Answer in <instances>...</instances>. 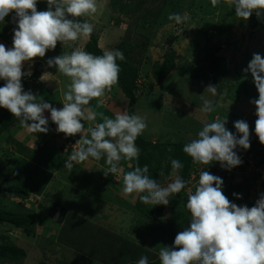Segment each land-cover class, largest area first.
I'll return each instance as SVG.
<instances>
[{
    "label": "rangeland",
    "instance_id": "rangeland-1",
    "mask_svg": "<svg viewBox=\"0 0 264 264\" xmlns=\"http://www.w3.org/2000/svg\"><path fill=\"white\" fill-rule=\"evenodd\" d=\"M106 2V0H98L100 7L97 13L81 17L94 25V32L98 38L101 37L99 26L109 21L106 17ZM222 2L214 7L211 0H178L177 4L176 0H171L170 8H168L171 12L170 15L183 16V22L177 23L174 19L166 20L158 28V35L151 45L150 57H147L148 50L142 58L134 57L133 62L138 64L139 73H141L139 86L145 83L142 88L144 91L138 89L140 91L138 99H140L136 111L137 115L146 118L147 128L141 135L147 137V140L185 144L197 138V133L202 130L205 123L220 119L226 120V128L237 136L239 134L236 133L234 122L237 120L246 121L250 130V144L252 141H259L255 134L256 107L250 102L253 99H258V91L250 73L245 74L243 69L247 67L254 53L264 56L263 18L258 19L255 13L247 20L239 18L235 15L234 7L230 5L229 0ZM4 21L3 23L7 24L9 31L4 34L3 38L0 36V44L11 48L16 24L10 23L6 17ZM250 25H252L251 28ZM112 31L107 27L103 36L108 39H99V43H104V46L110 45L108 50H113L115 47L108 42V40L112 41V37L109 36ZM172 35L176 36L177 40L170 45L166 40ZM83 39L79 38L76 41H68L63 44L58 42L54 50L46 52L45 57L54 58L63 53H70L79 44L83 48L81 44ZM217 42L224 44V46L222 45L224 47L223 54L228 63L229 83L217 89V94L213 96L205 91L206 87L210 85L206 68L209 53L212 50L211 45L217 46ZM169 48H173L177 53L175 72L170 73L167 79L156 87L151 76L153 65L161 61L162 55ZM45 57L40 58L41 60L37 62L38 57L34 58L32 62L37 66L39 61L44 62ZM190 59L193 64L188 70L192 74L197 71L194 76L186 74L187 71L184 73L180 71L184 67V61L189 63ZM29 62H24L25 65L22 68L25 75H28L32 69V64H28ZM200 66L201 68H199ZM37 69L39 70L38 67ZM178 73H180V77L173 85V80ZM30 83L31 79L28 81V84ZM69 84H65L64 93L68 90ZM51 85L54 86V83ZM166 89L168 97L163 93ZM28 90H31L29 86L27 92ZM40 90H43L42 87L37 88L38 93ZM58 91L56 87L49 88L50 97H56ZM141 92L144 94L142 95ZM201 95L205 99L213 101L211 112L203 113L201 111L203 106ZM142 97L146 98L141 99ZM92 102L95 104V101ZM161 105H167V108L163 107V111ZM1 116L2 108H0V118ZM18 127L23 132L24 127L19 121L8 130L9 132L2 134L3 140L6 142L15 140L16 135H20L16 133ZM49 127H52V124ZM59 138L64 144H67L65 135L62 134V137ZM46 140H43L42 143H45ZM47 143L42 145L43 147L39 150H32V152H28L27 147L19 144L16 147L3 146L7 157L10 154L9 161L11 163H15L18 159L28 160L32 167L26 164H22L23 167L19 166L20 164H15L19 166L16 169L28 170L29 173L32 170L33 175L38 176L36 178L38 186L39 183L41 186L30 191L29 197L24 200L0 197V210L18 215L31 213L35 216V221L24 230L13 228L8 224L0 225V243L12 244L24 250L25 253L22 259L17 261L0 260V264H126L138 262L141 258H137L128 247H124L122 241L126 238L138 241L137 244L143 245L145 249L149 250L151 255L149 254L147 257L148 260L152 259V255L159 257L160 247L172 246V240L168 234H162L163 236H156L150 240L148 237L144 240L142 224L145 220L141 219L140 221V213L133 209L139 195L125 196L122 191L123 187L116 190L113 184L102 186L104 182L99 179V172L95 170L96 168L89 167L86 161L85 165L82 162L74 164L71 169L66 168L65 163L69 154H64L65 156L59 158L58 151H47L53 157L57 156V161H54L52 157L50 158L44 153ZM43 148L45 150H41ZM255 149L262 153L264 145H261L260 142L256 143ZM235 151L240 159L249 163L242 170L233 169L232 172L224 173L218 162H212L216 165L212 174L222 178L223 189L228 185L229 178L227 177L234 176V184H243L246 179L251 178L253 171H260L256 172L259 175L262 172L261 178L264 176V164L260 168L254 169V163L251 161V158L255 156L254 152H251L250 149L245 151L239 147ZM3 159L7 161V159ZM99 163L102 166H107L105 159H100ZM125 165L128 168L131 166V162L127 160ZM35 170L38 171L36 172L38 175H35ZM14 173L17 172L11 173L10 171L8 177L16 176ZM18 176L21 177V175H17L16 178ZM111 178L113 177L108 175V179ZM261 178L256 181L258 195L255 201L260 194L264 193L262 184L264 178ZM172 180V178L164 179L161 184L166 186ZM113 190L116 192L114 193ZM115 195L118 196L119 202ZM180 198V193L170 195L169 204L166 205L161 217L165 220L171 217L174 213V210H171L174 200H179L177 210L182 209L184 202ZM155 206L152 204L147 207V214L150 217L156 216ZM62 209L66 211L65 225H60L58 222ZM150 222L149 219L145 225L150 226ZM79 246L83 249L78 248ZM92 246H95L94 250ZM88 250L94 252L91 253ZM122 255L123 257H121Z\"/></svg>",
    "mask_w": 264,
    "mask_h": 264
},
{
    "label": "clouds",
    "instance_id": "clouds-1",
    "mask_svg": "<svg viewBox=\"0 0 264 264\" xmlns=\"http://www.w3.org/2000/svg\"><path fill=\"white\" fill-rule=\"evenodd\" d=\"M229 2L239 18L247 20L253 13L258 19L264 18V0ZM37 3L38 0H0V22L11 13L15 14L16 22L13 46L6 48L0 44V79L5 81L0 87V108L18 118L27 131L44 134L48 132L49 123L44 113L50 112L58 133L66 137L81 136L65 163L66 168H73V162L103 158L107 165L104 175H118L122 172L121 160L139 158L140 149L135 142L147 128L146 118L117 111L114 119L105 118L87 130L82 121L96 119L95 112L88 107L90 101L103 97L118 82L117 60H123L124 54L120 50H105L102 55H93L77 47L49 59L48 67H55L58 73L69 77L71 83L64 93L62 108L57 109L45 101L37 102V96L25 92L22 86V78L32 76L34 65L25 75L23 63L45 57L58 42L90 39L94 25L76 18L93 15L100 7L98 0H47L48 9L38 11ZM219 3L220 0H211L214 7ZM169 19L181 23L184 17L173 14ZM243 72L250 73L258 91V99L250 102L256 107L255 134L264 145V56L254 53ZM51 75L44 73L40 79L45 81V77ZM205 91L215 96L217 86L208 85ZM201 98V111L211 112L213 101L203 95ZM225 125L226 120L220 119L205 123L197 138L183 146V152L194 164L206 166L219 162L221 168L229 171L240 166L242 161L235 149L250 148L249 125L244 120L234 122L239 136ZM171 167L175 178L166 186L149 174L147 165L135 167L123 174V194H137L144 204L168 205L169 196L180 193L189 183L178 175L183 167L180 161L173 159ZM163 175L161 171L159 176ZM186 208L191 214L190 224L177 233L171 247H160V264H264V193L251 208L237 205L224 195L222 178L205 170L199 174L195 191L189 189ZM138 264H148L147 256H142Z\"/></svg>",
    "mask_w": 264,
    "mask_h": 264
},
{
    "label": "trees",
    "instance_id": "trees-1",
    "mask_svg": "<svg viewBox=\"0 0 264 264\" xmlns=\"http://www.w3.org/2000/svg\"><path fill=\"white\" fill-rule=\"evenodd\" d=\"M106 1V17L107 19H109V21L105 24H101L98 29L100 31H104L107 27L113 25L114 29L117 31L118 35L116 39L112 38V40L115 41V43L113 44L115 46L113 47V50L122 51L124 54V59L117 60V63L120 66V73L118 82L115 85L128 99L127 112L129 114H134L136 101L139 97L140 91L142 90V88H144L143 85L145 86V84L141 85L140 88L138 87V82L141 79V73H139L138 64H135L133 62V59L135 56H140L142 58V56H144V53H147L146 50H148L147 57H150L151 45L158 35V28L162 24H164L166 20H169L170 16H172L170 15L171 12L168 9L170 8L169 3L171 2V0ZM222 1L223 0H220L219 4L223 3ZM225 1L227 0H224V2ZM177 3L178 0H176V4ZM47 9V0H38L37 10L46 11ZM14 16L15 14L11 13L6 17V19L10 21V23L16 24V22H14ZM76 19L80 20L81 22L86 21L81 17ZM3 22H0V36H2V38L4 34L9 31V27ZM262 23L264 24V18ZM2 26L5 27L1 28ZM249 27L251 28L252 25H250ZM95 34L96 32L93 31L90 39H87V41L85 42L84 49L93 55H102L103 51L98 46V38ZM176 40L177 37L172 35L167 38L166 42L172 45ZM217 44V46L211 45L212 50L209 53V58L207 60L208 66L206 70L208 74L207 76L209 78V84L217 86V89H220L221 86H223L224 84L227 85L229 83V69L227 60L223 54L224 44H221L219 42H217ZM176 56V51L173 48H169V50L162 55L161 61L153 65L151 76L156 86L162 84L167 79L171 71L175 69ZM187 63V61H184V67H182L180 71L185 68V71L188 72L186 74H191L193 76L196 75L197 71L194 74L189 72L188 69H190L191 66H189ZM38 76V70L34 69L31 77L24 76L22 78V86L25 92H27L28 81L31 79L32 82H35L37 81ZM4 84L5 81L1 79L0 87H3ZM138 89H140V91H138ZM142 91H144V89ZM141 94H143V92H141ZM37 102H39L38 99ZM19 121L20 120L14 117L7 109L2 108V116L0 118V197H5L6 199L10 200L27 199L29 197L30 191L36 190L39 186H41L40 183L38 186L36 179L38 176H34L32 170H30L29 173L28 170L21 171L16 169L19 166L23 167L24 165L22 164L31 166L28 160H17L15 161V163H11L9 161L10 154L7 157V155L5 154L6 151L3 150V144H1V141H3L4 138L2 137V134L4 132H9L8 130ZM135 143L136 146L140 149L139 158L138 160H128L129 162H131V166L128 169H124L126 170V173L134 170V168L137 166L143 167L144 165H147L149 167V174L154 179L158 181H160L161 179L160 182L167 178L174 179L175 177L172 175L171 161L175 159L180 161L183 165L182 169L178 171V175L183 180H187L192 170L193 162L191 157L183 152V146L186 143L173 144L169 142L163 143L159 141L152 142L147 140V138L142 135L137 138ZM256 143H259V141H252L249 148L250 151L254 152L255 154V156L251 158V161H253L254 163V169H258L264 164V152L261 153V151L255 149ZM3 158L7 159V161H5ZM15 164L20 165L17 166ZM248 164L249 163L247 161L242 162L239 166V169L242 170L243 167H246ZM203 166L205 167V170H209V172L212 173L213 170H215L216 165L212 163ZM10 171L11 173L17 172L14 173V175H21V177L18 176L16 178V176H14L12 178H9L8 175H10ZM161 171H163L164 173L162 177L159 176V173ZM36 172L38 171L35 170V175H38ZM233 178L235 177L232 176L229 178V181L227 182L228 185L223 189L224 195L231 202L237 205H247L249 208L254 206L256 203L255 199L258 195V193L256 192V181L259 180L260 175L256 173V171H253V175L251 176V178L246 179L243 184H234ZM112 184L113 186L117 185L115 181ZM262 184L264 185V181ZM121 186H123V184H121ZM234 193L239 195L241 198L237 199L236 196L233 195ZM180 196V199L184 202L183 208L178 211L177 207L179 200H174L171 207V210H174V213L169 219L166 220L161 217L163 211L166 208L165 205H156V216L150 217L147 214V207L148 205L152 206V204H144L138 198L137 202L134 204L133 209L137 210V212L140 213V221L141 219L145 220L142 224V228L144 230V240H146L148 237L150 240L151 238H154L156 236H163L162 234H168L169 238H171L172 240L171 245H173L177 233L189 226L191 214L190 211L186 208L187 198L183 195V191L180 192ZM119 201L120 200L117 198V202ZM65 215L66 211L65 209H62L58 217V222L60 223V225H65V219L67 218ZM149 219L151 221L149 224L150 226L145 225L147 224L146 222ZM34 221L35 216L31 213L26 215H18L0 210V225L8 224L13 228L24 230ZM130 241L133 240H129L126 238L122 242L124 244V247H128L129 250H131V252L137 258H140L142 256L148 257L149 254L151 255L149 250L145 249L143 245L137 244L138 241ZM93 247L95 246H92V249L94 250ZM78 248H81V246H79ZM81 249H83V247ZM88 251H91V253L94 252L92 250ZM24 256V250H22L21 248L16 247L12 244L0 243V260L17 261L24 258ZM121 257H123V255ZM126 264H138V262H128ZM148 264H160L159 257H155L152 255V259L148 260Z\"/></svg>",
    "mask_w": 264,
    "mask_h": 264
},
{
    "label": "crops",
    "instance_id": "crops-1",
    "mask_svg": "<svg viewBox=\"0 0 264 264\" xmlns=\"http://www.w3.org/2000/svg\"><path fill=\"white\" fill-rule=\"evenodd\" d=\"M109 28H110V30H113L112 33H110L109 36H111L112 38L116 39V37L118 35L117 31L114 29L113 25H110ZM101 32H102L101 37L98 38V46H99V48L102 51H105V50L109 49L110 45L104 46V43H99V39H102V40L108 39V38L103 36V33L105 34V30L101 31ZM82 41H83V43H81L83 45L82 49L85 50L84 49V44L87 41V39H83ZM112 41L108 40V42L114 44L115 41H113V42ZM79 45H78V47L81 48ZM49 59H51V57L47 56V57H45V59H43L44 62L39 61V65H37V67L39 68V70L37 69L38 72H39L38 79H37V81H35V82L31 81V83L28 84V86L31 88V90H28V92L30 91L33 95L37 96V99L39 101L49 102V103H51L53 105V107H55L57 109H60V108L63 107L62 103H63V96H64V86H65L66 83L69 84V81L71 79L69 77L61 74V73H58L57 69L55 67L49 68L48 65H47V61ZM177 59L178 58H175V68H176V64H177ZM38 60H41V59L38 57L36 59V62ZM28 64H33V62L30 61ZM187 64L189 66H192V64H193L192 60L189 63H187ZM23 65H25V63H23ZM201 66L199 68H201ZM33 67L35 69V65ZM172 72H175V69ZM181 72L184 73L185 72V68ZM44 73H51L52 75L48 76V77H45V81H42L40 78H41V76ZM179 77H180V73H178L176 75L175 79L173 80L174 81L173 85L178 81ZM51 83H54V86L51 85ZM48 84H50L51 86L48 85ZM28 86H27V88H28ZM38 87H42V89H43V90H40L39 93L37 92V88ZM52 87H56L59 90L57 92V96L56 97H50V95H49V88H52ZM147 89H149V88H147ZM163 93H164L165 96L168 97L167 89ZM144 98H146V97H142L141 99H144ZM49 99H52V100H49ZM139 99H137V101H136L135 113L134 114H137L136 109H137V106H138L137 103H138ZM92 101H95V104H93ZM92 101H90V104H89L88 107H91L93 109V111L96 114V119L94 121H91V122H89V121H84L83 122L82 121V123H84V127H85L86 130L94 127L95 124H97V123H102L105 118L114 119L115 118V114H116L117 111H127L128 99L119 90V88L115 87L114 85L111 87V90L106 91V93H105V95L103 97L95 98ZM161 106H162L161 108H163V107L167 108V105H165V106L161 105ZM164 108H163V111H164ZM44 115H45L46 118H48V121H49V123H48V132L46 134H44V133L36 134L34 132L27 131L25 128H23V132H22L21 129L18 127L16 133L20 134V135H16L15 140L12 139L13 141H11V142L10 141L6 142L5 140H3V141H1V144H3V146L4 145L5 146L12 145V146H15V147L17 146V144H19V145H21L23 147H27L28 151L32 152V150H39L41 147H43L42 145H44V144L46 145V143L48 142L47 146L44 147V148H46V150L44 148L41 149V150H45L44 151V153H46L45 155L46 156L49 155V157L50 158L52 157V159L54 161H57V156L53 157L49 152H55V150L58 151V153H59L58 157L59 158L65 156V155H68V154L70 155L71 152L73 151V146L81 138L80 134H77L75 136H67V139H66L67 144H64L62 142V139L59 138L60 136L62 137L63 133H58L56 131L57 126L51 121L50 112L45 111ZM50 123L52 124V127H49V125H51ZM23 133H26V134H23ZM52 135H54V136H52ZM145 138H147V137H145ZM45 139H47L46 142L42 143L43 140H45ZM156 141H152V142H156ZM162 142H166V141H162ZM47 151H49V152L47 153ZM125 162H126V159L121 160L120 163H119V167L120 168L126 167ZM86 163H88L89 167H91L92 169L96 168L95 170H97V172H99V179L102 182H104L102 184V186H104L105 184H112L115 181V183H117V185L115 186L116 190H118L119 188L121 189V187H123V186H121V184H123V178L122 177H123V174L126 173V170L122 169L123 171L120 174H118V175H111L110 174V176L113 177V178L108 179V176L104 175V171H106L107 166H102L99 163V160H95V159H91L90 158L88 161H86ZM74 164H76V162ZM84 165H85V162H84ZM129 167L130 166H128V168ZM116 177H118V178H116ZM118 183H120V184H118ZM112 189H114V188H112ZM115 192L116 191H114V193ZM115 196L118 197L117 195H115Z\"/></svg>",
    "mask_w": 264,
    "mask_h": 264
},
{
    "label": "built area",
    "instance_id": "built-area-1",
    "mask_svg": "<svg viewBox=\"0 0 264 264\" xmlns=\"http://www.w3.org/2000/svg\"><path fill=\"white\" fill-rule=\"evenodd\" d=\"M242 162H246V160L244 159H241ZM219 164V162H218ZM220 166V164H219ZM221 167V166H220ZM205 167L203 165H200V164H194L192 165V170L189 174V177L187 178L186 182H189L187 183L186 185V188L183 191V195L188 199V192H189V189H191V191H195V185L198 183V180H199V174L201 171H204ZM234 170H238L239 171V166L236 167V168H233ZM233 169H231L230 171L229 170H225L222 168L223 172L224 173H229V172H232ZM209 171V170H208ZM256 172H260V171H256ZM212 174V173H211ZM263 173L261 172V175ZM261 175H260V178H261ZM230 176V175H229ZM227 178H230V177H227ZM264 176H262L261 179H263Z\"/></svg>",
    "mask_w": 264,
    "mask_h": 264
}]
</instances>
